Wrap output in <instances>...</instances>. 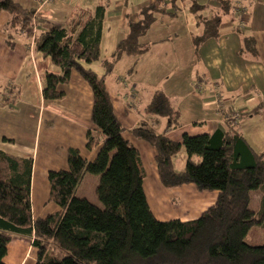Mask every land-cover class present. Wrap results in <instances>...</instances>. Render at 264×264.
<instances>
[{"label": "trees", "instance_id": "obj_1", "mask_svg": "<svg viewBox=\"0 0 264 264\" xmlns=\"http://www.w3.org/2000/svg\"><path fill=\"white\" fill-rule=\"evenodd\" d=\"M157 11L154 5L144 7L140 21L129 22L127 38L119 42L110 60L102 61L104 76L87 66L101 59L105 6H98L83 22L74 19L68 26H36L35 51L62 71L59 76H46L44 99L63 98L58 87L69 84L73 72L78 73L93 92L92 123L101 134L98 139L89 131L87 148L102 146L93 161L83 158L78 149H69V170L48 174L50 200L60 211L36 221L31 204L33 160L0 150V264H5L7 247L14 238L32 240L38 251L37 264H264V245L247 240L254 229H264V152L255 153L232 127L211 135H184L181 142L156 133L146 124L134 128L133 136L155 150L159 178L165 187L193 184L200 191L219 193L216 204L195 221L161 222L150 209L143 187L146 172L142 159L123 136L125 128L115 114L107 76L123 55L137 59L148 52L149 44L141 41ZM2 12L11 17L6 27L10 47L16 43L15 32L30 37L35 11L14 0H0ZM203 24V34L195 37L197 46L217 36V18ZM148 111L167 117L170 126L178 124V115L162 93ZM182 150L187 160L184 169L177 171L174 158ZM87 174L99 177L95 196L101 206L77 195ZM254 191L261 195L257 210L251 208Z\"/></svg>", "mask_w": 264, "mask_h": 264}, {"label": "crops", "instance_id": "obj_2", "mask_svg": "<svg viewBox=\"0 0 264 264\" xmlns=\"http://www.w3.org/2000/svg\"><path fill=\"white\" fill-rule=\"evenodd\" d=\"M14 1L25 9L35 11L38 22H34L37 26L39 24V29L54 25L68 26L72 20L79 17L86 19L98 6H105L101 59L87 66L99 76L106 74L102 61L110 60L119 42L127 38L129 22L140 21L144 7L156 6V20L141 41L149 44L148 52L137 59L123 55L116 66L120 68L123 64L124 69L129 71L134 61L136 71L140 70V73L136 72L137 76L142 82L152 72L168 65L167 58L186 59L191 68L188 69L189 80L194 83L196 91H191L195 100L190 105L171 102L174 113L178 115V124L170 126L167 117L149 113V96L140 90L143 84L124 81L122 76L109 79L115 69L107 76L115 114L125 128L123 136L139 151L142 159L146 172L143 187L148 179V171L137 145L144 141L135 138L131 132L142 124L175 142H181L184 135H211L217 130L228 131L232 127L243 135L255 153L264 152V110H260L264 108V0H165L164 3L138 0L136 4L125 0H55L43 9H38L37 0ZM195 5L198 7L194 8ZM238 8L246 10L244 25ZM213 18L218 19L217 36L197 46L195 37L203 34V22ZM10 20L7 12L0 14V81L3 82V88L0 89V150L15 157L33 160L31 204L33 220L36 221L60 211V207L50 200L48 174L51 171L69 170L70 148L78 149L88 161L95 160L102 145L89 150L87 135L90 131L100 139L101 134L92 123L93 92L78 73L73 72L69 84L58 87L64 93L63 98L44 99L46 76H59L62 71L49 58L32 48L26 33L15 32L16 43L10 47L6 41V27ZM182 24L185 25L183 35L175 31L168 33L167 29L171 28L164 29L165 26L177 25L181 32ZM176 40L180 41L172 45ZM199 74L204 77L203 81L200 79L199 82ZM252 91L257 94L249 100L254 103L253 108L249 110L248 106L243 107L239 112L233 106L232 98L244 93L251 94ZM164 95L171 100L172 97L166 91ZM257 107H260L259 110L254 112ZM232 113L241 114L243 120L229 125L224 116ZM144 143L151 148L147 150L144 147L150 164L149 174L164 187L159 178L156 152L148 143ZM179 154V161L174 158V167L182 171L187 155H182L186 154L184 150ZM150 160L154 163H150ZM177 165L180 168H176ZM87 181L93 182L95 189L99 179L86 175L77 195L96 203L95 192L94 198H89L84 192ZM172 190V199L169 198L170 191H166L165 196L157 195V204L161 209L156 211L151 207L144 188L150 209L158 221H195L216 204L219 196L217 191H200L193 184L174 187ZM176 200L180 204L176 215L173 218L163 216L167 214L162 208L165 210L169 202L174 203ZM37 252L32 240L14 238L7 247L3 261L5 264H37Z\"/></svg>", "mask_w": 264, "mask_h": 264}, {"label": "rangeland", "instance_id": "obj_3", "mask_svg": "<svg viewBox=\"0 0 264 264\" xmlns=\"http://www.w3.org/2000/svg\"><path fill=\"white\" fill-rule=\"evenodd\" d=\"M126 2L129 1L130 4H136L139 3L138 0H125ZM48 6H45L43 8H46ZM42 8V9H43ZM85 18L83 17H79L76 18L74 22H83ZM35 21H37V19H35ZM34 22V21H33ZM38 22V21H37ZM37 23L34 22V29L31 31V35L29 37L30 41H31V46L32 48H34L33 46V42L35 41L36 35H37ZM181 27V32H179V28L176 25L175 27H169V26H165L164 29L167 28H171L170 30L167 29L168 33L175 31L177 34L179 35H183V29L185 28V25L182 24L180 25ZM178 41L180 40H176L175 42L172 43V45H174L175 43L178 44ZM198 45V44H197ZM172 57V55L170 56ZM167 63L168 65H164L163 67L157 69L156 71L152 72L150 74V77L148 78H144L142 80V82H140L139 80L140 77L137 76V71L140 73V70L137 69V67L134 65V61H133V69H129V71H127V69H124L125 67L123 66V64L120 66V68H115L114 73L112 74V76L109 79H116L117 76H122V80L124 81H132L133 84L140 83L143 84V86H140V90L144 91L145 94H148V102H150V104H152L156 98L157 95H160L162 92L166 93L172 97L170 101L175 103V104H184V105H190L192 103V101H194L195 97L193 95H191V91L192 89H194V83H192L191 80H189V76L188 74L190 73V71L188 72V69H191L188 67V63L186 61V59H177L176 57L173 58H167ZM136 67V68H135ZM122 70V71H121ZM127 71V72H126ZM198 75V74H197ZM135 77V78H134ZM134 78V79H133ZM199 82L200 79L203 81L204 77L202 75L199 74ZM190 81V82H189ZM197 87H200L199 84H196ZM199 85V86H198ZM202 85V84H201ZM0 89L3 88V82L0 81ZM178 87V88H177ZM180 87V88H179ZM160 88V89H159ZM200 89V88H199ZM3 93V90H1ZM162 91V92H161ZM196 91V90H195ZM162 93V94H164ZM1 94V93H0ZM257 95L255 92L252 91L251 94H241V95H235V97H233V106L239 110L243 107H247L249 110H251L254 106V103L249 102V100L251 99V97L253 95ZM251 95L249 98L248 96ZM251 101V100H250ZM264 110V108H260V110ZM239 112H241V110H239ZM259 113V112H258ZM256 113V114H258ZM233 114H237L238 117L236 119V121H232L233 124H237L238 121L243 120V116L239 113H232L230 115ZM141 144L137 145L140 148L141 154L143 156V159L145 161L146 167H147V171H148V179L145 183L144 188L146 189V193L148 196V201L150 202L151 207L158 211V209H161L160 206L157 204L158 202V196L161 197L163 194L164 196L166 195V191H170L169 193V198L172 199V195L174 193V190H172V188H167V187H163L160 185L159 182H155L151 176H150V164L149 161L147 159V150L151 149L147 144H145L144 142H140ZM147 149H145V148ZM180 155V154H179ZM178 155V156H179ZM182 155H186V154H182ZM175 157V159L177 161H179V157ZM150 163H154L152 160H150ZM176 168H180L179 165L176 166ZM89 175V177H92V179H99L98 176L95 175H91V174H87ZM95 184H93V182H89L87 181L85 183L84 186V192L89 196V198H94V190H96V187L94 189ZM178 191V190H175ZM180 192V191H179ZM82 193V192H80ZM158 195V196H157ZM260 193L258 191H254L252 192V203H251V208H253L254 210H257L258 208V201L260 199ZM95 202L97 203V205H100V201L98 200V198H96L95 196ZM180 209V204L179 202L176 200L174 203H170L167 204L165 210L162 208V210L164 211L165 214L167 215H163L166 216L167 218H173L176 215V211ZM247 240L249 242V244L252 245H264V229L258 228V229H254V231L247 237Z\"/></svg>", "mask_w": 264, "mask_h": 264}, {"label": "built area", "instance_id": "obj_4", "mask_svg": "<svg viewBox=\"0 0 264 264\" xmlns=\"http://www.w3.org/2000/svg\"><path fill=\"white\" fill-rule=\"evenodd\" d=\"M55 2V0H37V4H38V9H42L45 6H50L51 4H53ZM238 13H239V17L240 19L243 21L242 24L244 25V18L245 14H246V10L245 9H241L238 8L237 9ZM238 115L237 114H233V115H226L224 116L225 121H236Z\"/></svg>", "mask_w": 264, "mask_h": 264}]
</instances>
